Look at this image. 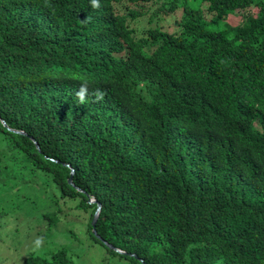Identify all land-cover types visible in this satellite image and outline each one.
I'll return each mask as SVG.
<instances>
[{
	"label": "trees",
	"instance_id": "1",
	"mask_svg": "<svg viewBox=\"0 0 264 264\" xmlns=\"http://www.w3.org/2000/svg\"><path fill=\"white\" fill-rule=\"evenodd\" d=\"M98 2L0 0V183L88 194L133 264H264V0Z\"/></svg>",
	"mask_w": 264,
	"mask_h": 264
},
{
	"label": "rangeland",
	"instance_id": "2",
	"mask_svg": "<svg viewBox=\"0 0 264 264\" xmlns=\"http://www.w3.org/2000/svg\"><path fill=\"white\" fill-rule=\"evenodd\" d=\"M181 13L177 9L164 23L179 19ZM201 15L205 21L214 16L205 7ZM238 20V15L230 13L212 20L211 26L223 27ZM0 200L4 211L0 216V264H22L28 255L49 258L59 249H65L74 264H133L89 234L91 204L86 198L82 204L80 195H63L61 186L46 172L30 167L12 170L10 178L0 183ZM48 211L57 212L58 222L45 217Z\"/></svg>",
	"mask_w": 264,
	"mask_h": 264
},
{
	"label": "water",
	"instance_id": "3",
	"mask_svg": "<svg viewBox=\"0 0 264 264\" xmlns=\"http://www.w3.org/2000/svg\"><path fill=\"white\" fill-rule=\"evenodd\" d=\"M67 182H68L69 184H71V182H72V172H71V174H70V176H69ZM76 190L79 191V192H83V191H82L80 188H78V187H76ZM85 195H87V197H88V199H87L88 203H96V206H97V208H96V210H95V212H94V214H93L92 221H91L92 231H93L94 234H96V233H95V229H94V227H95V224H96V221H97V217H98V214H99L100 206H101V205H100L99 202H96L95 199H92L91 197H89L88 194H85ZM101 241L103 242V244H105L106 246H108L110 249H113V250H115V251H117V252H119V253L125 254L124 251H122V250H120V249H117V248L113 247L112 245L108 244L106 241H104V240H101ZM127 254L130 255V256H133V257L137 258V256H136L135 254H132V253H127Z\"/></svg>",
	"mask_w": 264,
	"mask_h": 264
},
{
	"label": "clouds",
	"instance_id": "4",
	"mask_svg": "<svg viewBox=\"0 0 264 264\" xmlns=\"http://www.w3.org/2000/svg\"><path fill=\"white\" fill-rule=\"evenodd\" d=\"M92 5H93V7H99V2H98V0H92ZM79 95V99H80V102H84V96H83V94H78ZM99 99H102L103 97H102V95L101 96H99L98 97ZM93 199V198H92Z\"/></svg>",
	"mask_w": 264,
	"mask_h": 264
}]
</instances>
